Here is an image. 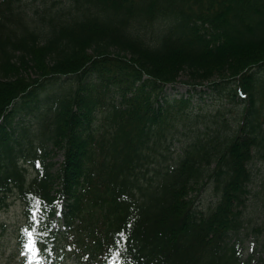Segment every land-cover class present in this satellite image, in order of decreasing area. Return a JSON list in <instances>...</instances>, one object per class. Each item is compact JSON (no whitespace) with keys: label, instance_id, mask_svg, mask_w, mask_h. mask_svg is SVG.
Here are the masks:
<instances>
[{"label":"trees","instance_id":"1","mask_svg":"<svg viewBox=\"0 0 264 264\" xmlns=\"http://www.w3.org/2000/svg\"><path fill=\"white\" fill-rule=\"evenodd\" d=\"M256 160L264 0H0V212L21 202L27 264H242Z\"/></svg>","mask_w":264,"mask_h":264},{"label":"rangeland","instance_id":"2","mask_svg":"<svg viewBox=\"0 0 264 264\" xmlns=\"http://www.w3.org/2000/svg\"><path fill=\"white\" fill-rule=\"evenodd\" d=\"M181 79L186 78L183 77ZM189 88L187 84L180 83L174 88L169 86L167 94L171 97L183 94L187 95ZM214 96L217 97L216 95ZM224 100H226L225 97ZM211 101L212 99L209 97L206 99L207 103ZM55 159L56 161H60L62 157L58 156ZM258 161H255L258 168L256 170L257 180L253 187L254 194L251 196L249 207L246 211L247 223L240 235L237 236L239 238L237 253L239 254V261L242 264L248 260L251 264H264V196L260 194L264 169L263 164ZM214 197L210 191H206L199 201L200 207L206 209L213 202ZM9 202L10 206L8 209L0 212V221L8 225L7 231L0 236V264H27L16 249V239L14 236V231L23 224V206L20 201L15 200V197H12ZM68 264L76 263L69 261Z\"/></svg>","mask_w":264,"mask_h":264}]
</instances>
